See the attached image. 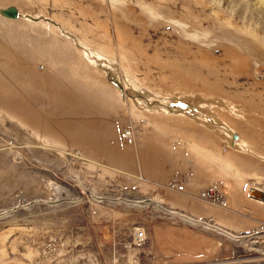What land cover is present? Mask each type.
Returning <instances> with one entry per match:
<instances>
[{
  "label": "rangeland",
  "instance_id": "374dc122",
  "mask_svg": "<svg viewBox=\"0 0 264 264\" xmlns=\"http://www.w3.org/2000/svg\"><path fill=\"white\" fill-rule=\"evenodd\" d=\"M0 264H264V0H0Z\"/></svg>",
  "mask_w": 264,
  "mask_h": 264
},
{
  "label": "crops",
  "instance_id": "0c3cea01",
  "mask_svg": "<svg viewBox=\"0 0 264 264\" xmlns=\"http://www.w3.org/2000/svg\"><path fill=\"white\" fill-rule=\"evenodd\" d=\"M149 235L154 247L161 249L159 251L162 256L170 259L179 256L190 259L204 258L217 245L213 239L183 228L159 226L151 229Z\"/></svg>",
  "mask_w": 264,
  "mask_h": 264
},
{
  "label": "bare ground",
  "instance_id": "6f19581e",
  "mask_svg": "<svg viewBox=\"0 0 264 264\" xmlns=\"http://www.w3.org/2000/svg\"><path fill=\"white\" fill-rule=\"evenodd\" d=\"M227 103H229V102H227ZM233 104V103H232ZM235 104V103H234ZM230 106H231V104H230ZM238 106V105H237ZM262 106H263V104H262ZM239 108H241V107H239ZM263 110V109H262ZM256 111V110H255ZM254 111V112H255ZM253 112V111H252ZM257 112V111H256ZM258 112H259V110H258ZM257 112V113H258ZM262 112V111H261ZM131 131H127V130H125V131H123L122 132V134H121V139H123V140H125V141H127V140H132L133 138H132V136H131ZM132 143H133V141H132ZM180 190H182V188L180 189ZM250 194H253V192L252 193H250ZM254 195V197H258L256 194H253ZM220 206H221V204L220 203H218ZM223 204H224V207H226L227 206V203H226V201L225 200H223ZM223 206V205H222ZM175 214V213H174ZM183 217V216H182ZM212 228V227H211ZM214 228V227H213ZM214 229H216V228H214ZM138 233V232H137ZM136 233V234H137ZM224 234H227V233H225V232H223ZM135 234V235H136ZM144 234V233H143ZM232 236V235H231ZM144 237H145V235H144ZM236 238V239H239V238H243V237H240V236H233V238ZM145 242V241H144ZM134 243H136V240H135V237H134Z\"/></svg>",
  "mask_w": 264,
  "mask_h": 264
},
{
  "label": "built area",
  "instance_id": "2783aa9c",
  "mask_svg": "<svg viewBox=\"0 0 264 264\" xmlns=\"http://www.w3.org/2000/svg\"><path fill=\"white\" fill-rule=\"evenodd\" d=\"M179 189H181V187ZM208 197H210V198L215 197L217 199V202L224 206L223 200H221L219 196L217 197L216 194L213 193L211 196H208ZM134 237L136 240V243L133 242L134 245L138 246V247L142 246L144 241H145V237H144L143 232H138ZM133 241H134V239H133Z\"/></svg>",
  "mask_w": 264,
  "mask_h": 264
},
{
  "label": "water",
  "instance_id": "95a60500",
  "mask_svg": "<svg viewBox=\"0 0 264 264\" xmlns=\"http://www.w3.org/2000/svg\"><path fill=\"white\" fill-rule=\"evenodd\" d=\"M9 15L12 17V18H15L16 17V11L15 10H10L9 11Z\"/></svg>",
  "mask_w": 264,
  "mask_h": 264
}]
</instances>
